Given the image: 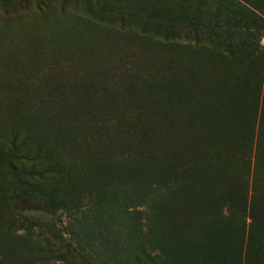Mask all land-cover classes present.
I'll list each match as a JSON object with an SVG mask.
<instances>
[{
  "label": "rangeland",
  "instance_id": "obj_1",
  "mask_svg": "<svg viewBox=\"0 0 264 264\" xmlns=\"http://www.w3.org/2000/svg\"><path fill=\"white\" fill-rule=\"evenodd\" d=\"M246 4L264 15V0H0V264H84L82 215L120 196L133 214L142 185L166 196L147 216L157 264H264V23L232 11ZM32 186L84 200L55 211Z\"/></svg>",
  "mask_w": 264,
  "mask_h": 264
},
{
  "label": "trees",
  "instance_id": "obj_2",
  "mask_svg": "<svg viewBox=\"0 0 264 264\" xmlns=\"http://www.w3.org/2000/svg\"><path fill=\"white\" fill-rule=\"evenodd\" d=\"M244 6L246 7L238 8V10L234 7L232 11L255 24L264 23V15H261L257 6L250 4ZM183 23L194 32L206 36L218 37L219 32H223L222 29H218L210 22L202 23L186 19ZM159 172L161 169L157 167L146 172L142 170L137 174L139 178H142L148 174L158 175ZM201 173L200 170L198 175ZM34 175L40 176V174L35 173ZM201 177L204 180L203 187L210 191L206 170ZM145 189L142 185L135 193L137 202L133 214L130 213L131 207L128 206L127 197L120 196L109 203L106 211L102 209L99 211L98 209L100 215L91 213L90 209L82 215V220H79L81 233L80 236L79 234L77 236L79 240L81 239V242L78 241V243L84 245L82 251L86 252L88 249V256L83 257L84 264H157V256L152 255L154 249L153 252L149 250V244L145 238L146 229H148L147 216L153 200L157 198L164 202L166 196L164 191L158 188L152 194L155 195L154 197H147L144 195ZM221 189L226 191L228 185L224 184ZM31 191L46 199L50 208L55 211L70 212L75 209L79 212V202L84 200L81 196H77L76 191H63L56 186L47 190L32 186ZM131 219H134V225L130 223Z\"/></svg>",
  "mask_w": 264,
  "mask_h": 264
}]
</instances>
